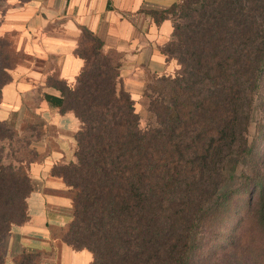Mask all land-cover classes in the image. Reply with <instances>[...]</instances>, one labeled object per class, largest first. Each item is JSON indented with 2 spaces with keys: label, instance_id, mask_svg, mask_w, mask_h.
Here are the masks:
<instances>
[{
  "label": "trees",
  "instance_id": "obj_1",
  "mask_svg": "<svg viewBox=\"0 0 264 264\" xmlns=\"http://www.w3.org/2000/svg\"><path fill=\"white\" fill-rule=\"evenodd\" d=\"M152 13L172 21L163 52L178 68L141 88L145 127L120 62L87 28L75 81H46L60 91L47 99L81 123L74 160L51 170L73 201L62 240L92 264H264V126L251 130L264 95V0H177ZM19 38L0 33V107L29 62ZM50 129L36 114L21 126L0 118V264H44L42 250L11 254L6 241L30 218L31 165Z\"/></svg>",
  "mask_w": 264,
  "mask_h": 264
},
{
  "label": "crops",
  "instance_id": "obj_2",
  "mask_svg": "<svg viewBox=\"0 0 264 264\" xmlns=\"http://www.w3.org/2000/svg\"><path fill=\"white\" fill-rule=\"evenodd\" d=\"M7 1L12 6L0 33H18V48L29 62L17 68L13 81L4 87L0 118L11 119L32 102L34 114L51 129L36 144L42 158L31 165L35 190L29 197L30 218L13 227L6 246L11 254L22 248L42 250L44 264H92V252L74 249L62 240L63 229L73 219V201L64 183L51 177L55 162L74 160L75 134L81 123L73 112L62 114L57 99H47L58 98L60 91L46 81L52 76L75 81L84 64L76 48L87 28L102 39L104 51L120 62L121 77L134 98L144 99L140 90L151 74H173L178 68L163 52L173 38L172 21H158L152 13L177 0Z\"/></svg>",
  "mask_w": 264,
  "mask_h": 264
},
{
  "label": "rangeland",
  "instance_id": "obj_3",
  "mask_svg": "<svg viewBox=\"0 0 264 264\" xmlns=\"http://www.w3.org/2000/svg\"><path fill=\"white\" fill-rule=\"evenodd\" d=\"M12 6V3H10L9 1H6L3 5V10L7 11V9L9 7ZM27 106V107H26ZM139 106L141 109V115H142V120H141V125L142 127H145L146 122H147V107H148V100L146 98L139 100ZM25 109L24 110H20L19 112H16L14 115L12 114V118L14 117L16 123H18V125H24L25 122H30L33 120V114L34 111H32L34 109V103H29L25 105ZM257 107H258V118L257 121H260L259 124H253L251 130L252 132H257L258 131V125L259 127L262 125L264 126V120H263V115H264V95H262L259 98V101L257 102ZM20 125V126H21ZM264 128V127H263ZM226 228H229L228 225L225 226ZM11 259V257L9 258V260Z\"/></svg>",
  "mask_w": 264,
  "mask_h": 264
}]
</instances>
